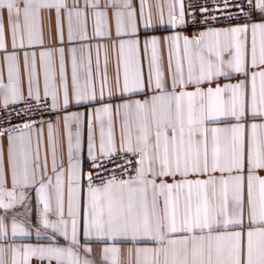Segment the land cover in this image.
Returning a JSON list of instances; mask_svg holds the SVG:
<instances>
[{
  "label": "snow or ice",
  "instance_id": "obj_1",
  "mask_svg": "<svg viewBox=\"0 0 264 264\" xmlns=\"http://www.w3.org/2000/svg\"><path fill=\"white\" fill-rule=\"evenodd\" d=\"M0 264H264V0H0Z\"/></svg>",
  "mask_w": 264,
  "mask_h": 264
},
{
  "label": "crops",
  "instance_id": "obj_2",
  "mask_svg": "<svg viewBox=\"0 0 264 264\" xmlns=\"http://www.w3.org/2000/svg\"><path fill=\"white\" fill-rule=\"evenodd\" d=\"M69 3H71V0H69ZM81 3H83V0H81ZM193 31L187 30L186 34L191 35ZM167 33H156V35H166ZM65 39H66V31H65ZM162 55L164 57V64H165V71L167 72V51L166 49L163 48L162 45ZM103 60V53H101V61ZM114 73V65H113V55L111 52V45H109V74L112 75ZM5 77H6V70H5ZM73 111L76 110H81L82 109H72ZM46 136V133H45ZM127 247H129V245H122V248L126 249ZM94 250H98L100 248V245H93Z\"/></svg>",
  "mask_w": 264,
  "mask_h": 264
},
{
  "label": "built area",
  "instance_id": "obj_3",
  "mask_svg": "<svg viewBox=\"0 0 264 264\" xmlns=\"http://www.w3.org/2000/svg\"><path fill=\"white\" fill-rule=\"evenodd\" d=\"M188 30L193 31V29L189 28Z\"/></svg>",
  "mask_w": 264,
  "mask_h": 264
}]
</instances>
